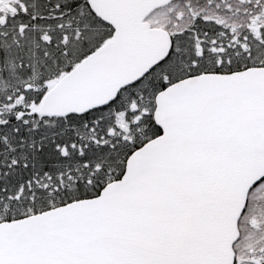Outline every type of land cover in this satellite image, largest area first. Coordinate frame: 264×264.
<instances>
[{
    "label": "snow or ice",
    "instance_id": "6c2138e0",
    "mask_svg": "<svg viewBox=\"0 0 264 264\" xmlns=\"http://www.w3.org/2000/svg\"><path fill=\"white\" fill-rule=\"evenodd\" d=\"M0 264H264V0H0Z\"/></svg>",
    "mask_w": 264,
    "mask_h": 264
}]
</instances>
